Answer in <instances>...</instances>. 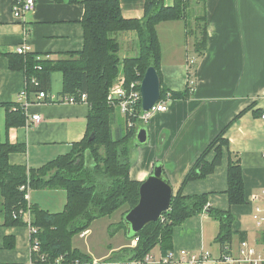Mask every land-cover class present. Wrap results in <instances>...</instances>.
Returning <instances> with one entry per match:
<instances>
[{
	"label": "crops",
	"instance_id": "0c3cea01",
	"mask_svg": "<svg viewBox=\"0 0 264 264\" xmlns=\"http://www.w3.org/2000/svg\"><path fill=\"white\" fill-rule=\"evenodd\" d=\"M117 1L124 18L143 16L145 0ZM163 2L170 6L173 0ZM190 12L192 25L188 20ZM83 13L84 6L79 1L35 0L34 10L16 19L12 13V0H0V103H17L19 92L26 88L24 71L9 67V55L17 54L15 47L28 44L30 52L50 60L78 52L84 44ZM199 16L204 18L206 42L202 52L197 53L194 42ZM156 31L163 85L169 91H189L186 98L169 97L167 110L156 113L144 124L148 141L131 152L129 177L143 181L154 163L161 162L173 195L180 188L184 195L206 193L210 207L230 211L233 234L228 254L238 257L241 242L264 253V220L258 225L252 217L255 207L264 217V195L261 194L264 190V0L191 2L186 19L161 22ZM122 36L126 43L123 58L136 55V32L123 31ZM51 90L60 95L61 73L52 74ZM27 101L28 117L37 114L40 120L37 123L29 121L30 126L24 124L6 129L5 108L0 107V138L23 146V150L9 154L10 164L37 168L67 153L72 143L83 138L89 106L86 102L43 103L38 101L35 92L30 91H27ZM117 115L113 123L116 132L122 130ZM222 130L227 145L222 146L220 164L206 177L182 185L197 157ZM213 156L211 150L206 160L211 161ZM236 159L242 170L245 201L240 205H229L227 167ZM43 190L63 194L64 199L59 198L61 208L58 205L47 210L61 211L66 201L65 191ZM35 191L31 190L32 193ZM253 194L259 195L257 202L252 200ZM29 202L37 204L32 195ZM125 210L126 207L120 208L112 215L102 217L108 218L107 242L93 246L89 241L96 219L89 229L72 239L73 247L90 255L95 262L107 260L123 248H133L136 241L127 237L122 229L112 236L108 233L109 225L119 223ZM217 233V221L206 211L201 212L173 229L172 249L163 254L155 246L150 251L154 261L144 264H190L187 258H182L183 250L189 254L208 251L209 257L202 264H229L221 258L222 247L215 241ZM6 240L10 247H6ZM169 253L173 255L172 261L161 262V258ZM30 256L27 225L4 226L0 214V264H28ZM239 264L250 262L244 260Z\"/></svg>",
	"mask_w": 264,
	"mask_h": 264
},
{
	"label": "trees",
	"instance_id": "16d2710c",
	"mask_svg": "<svg viewBox=\"0 0 264 264\" xmlns=\"http://www.w3.org/2000/svg\"><path fill=\"white\" fill-rule=\"evenodd\" d=\"M78 1L84 6V44L80 51L57 60L45 59L33 52L9 55V67L24 71L27 91L36 94L49 92L51 76L59 72L62 75L60 95L78 97L80 93L85 94L89 106L85 134L80 141L71 144L67 153L37 168L10 164L9 154L23 150V146L0 138V214L3 225H26L20 217L14 218L13 212L26 208L27 202L20 186L28 184L31 190L62 189L66 193L65 204L59 212H49L30 203V225L37 229L32 238H36L39 248L38 252H31V263L128 264L142 260L155 246L166 254L172 249L173 229L204 211L217 221L215 241L223 249L229 245L233 234L230 211L210 207L206 193L184 195L181 188L173 195L170 208L158 221L134 234L132 239L137 238V241L133 248H123L107 260L95 262L90 255L73 247L72 239L89 229L94 220L126 207L124 215L139 198L138 189L142 181L129 177L130 155L136 129L145 125L134 118L132 127L125 124L124 131L113 129L117 110L107 102L110 86L121 74L126 84L138 80L147 67L153 66L160 79V99L167 95L171 99L186 98L188 89L169 91L161 81V50L156 27L161 22L186 19L191 2L203 0H173L170 6H166L163 0H145L144 13L139 19L124 18L117 0H69ZM196 22L201 28L198 27L194 48L200 53L206 42V26L202 16L196 18ZM129 30L136 32L137 54L120 59V44L113 34ZM0 107L5 108L6 129L25 124V115L17 103H0ZM136 111H141L140 102ZM223 134L224 130L200 153L182 185L206 177L220 164L222 146L227 145ZM211 150L213 159L207 161L206 156ZM226 195L229 205H240L245 201L238 159L227 167ZM120 229L125 233L122 219L117 224H110L108 233L112 236ZM5 245L11 246L7 240ZM59 257L61 260L57 261Z\"/></svg>",
	"mask_w": 264,
	"mask_h": 264
},
{
	"label": "built area",
	"instance_id": "2783aa9c",
	"mask_svg": "<svg viewBox=\"0 0 264 264\" xmlns=\"http://www.w3.org/2000/svg\"><path fill=\"white\" fill-rule=\"evenodd\" d=\"M35 8V0H16L12 3V13L16 19H21L23 16L33 11ZM15 52L17 54L24 55L30 52V46L28 44L17 45L15 47ZM34 80H32L33 82ZM141 78L138 80H133L128 84L125 83L123 75H119L113 85L110 86L108 94H107V102L109 105L116 108L119 114L125 119V124L127 127H132L134 125L133 119H138L141 123L147 124L148 121L156 114L160 112H164L167 110L168 105L167 101L169 100V96L167 95L165 99H160L147 111H136L137 104L141 103V95H140V86ZM78 97L74 95H57L52 90L49 92L40 91L37 93V99L43 103H85L87 102V98L85 94H78ZM18 106L25 115V126L29 125V121L37 123L40 120L39 115L33 114L28 117V101H27V89L24 88L18 94ZM264 118V114L262 115ZM30 126V125H29ZM20 190L24 191V199L27 202V206L25 209H20L17 212H13V217H20L23 222L26 223L27 227L30 231V250L31 252H38L39 248L37 245L36 238H32V235L36 233L37 229L30 225L31 222V214L29 210L30 205V192L31 189L26 185L20 186ZM261 194L264 195V190L261 191ZM252 200L257 202L259 195L253 194ZM255 222L260 225L264 220V217L260 216V209L255 207V211L252 215ZM83 235V234H82ZM137 241V238H134ZM229 246V245H228ZM228 246H224L222 251V259L229 264H239L240 261L247 260L250 264H262L264 262V253L257 251L254 247L250 246L247 242H241L238 248V257H233L228 254ZM182 258H187L190 264H202L209 257V252L204 251L200 254H189L185 250L181 251ZM43 257V256H41ZM173 259V255L171 253L163 256L161 258V262H170ZM61 257L58 258L57 261H60ZM154 261V257L147 253L142 260L133 261V264H144L148 262ZM28 264H34L29 261Z\"/></svg>",
	"mask_w": 264,
	"mask_h": 264
},
{
	"label": "water",
	"instance_id": "95a60500",
	"mask_svg": "<svg viewBox=\"0 0 264 264\" xmlns=\"http://www.w3.org/2000/svg\"><path fill=\"white\" fill-rule=\"evenodd\" d=\"M139 90L141 109L147 111L160 98V79L153 66H149L145 70ZM147 141V127H138L135 132L133 148L146 144ZM138 195L137 203L122 217L125 234L129 238H132L146 225L158 221L161 215L170 208L173 190L161 162L154 163L150 174L139 185Z\"/></svg>",
	"mask_w": 264,
	"mask_h": 264
},
{
	"label": "rangeland",
	"instance_id": "374dc122",
	"mask_svg": "<svg viewBox=\"0 0 264 264\" xmlns=\"http://www.w3.org/2000/svg\"><path fill=\"white\" fill-rule=\"evenodd\" d=\"M192 12H190V15L188 16V20L190 21L189 24L192 25ZM197 27H200L201 28V25H198ZM113 37H115L117 40L120 41V44L122 46V49L119 51L118 53V56L120 59L123 58L124 53V48L126 46V43L122 41V32H117V33H114L113 34ZM127 54H132L131 52H128ZM119 114L118 111H116V115ZM119 116V115H117ZM119 123L120 125L122 126V130L124 131V128H125V119L121 116H119ZM145 144H143L142 146H144ZM135 148H133L132 151H134ZM61 193V192H60ZM32 195V200L37 203V205L40 207V208H43L45 210H52V208L56 207L59 205V209L61 208L62 204L59 203V198H63V194L61 193V196L60 194H57L55 192H52V191H47V190H43V189H40V190H37L35 192H30V196ZM62 202V201H61ZM124 208V207H123ZM121 208V209H123ZM58 209V210H59ZM108 218H99L94 226H93V234L92 236L90 237L89 241H91V244L94 246V245H100V242H107L108 241V236H107V233H106V223H107V220Z\"/></svg>",
	"mask_w": 264,
	"mask_h": 264
}]
</instances>
